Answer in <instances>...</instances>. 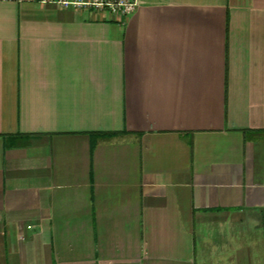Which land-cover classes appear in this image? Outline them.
Returning a JSON list of instances; mask_svg holds the SVG:
<instances>
[{"label": "crops", "instance_id": "0c3cea01", "mask_svg": "<svg viewBox=\"0 0 264 264\" xmlns=\"http://www.w3.org/2000/svg\"><path fill=\"white\" fill-rule=\"evenodd\" d=\"M65 1L0 0V264H230L264 227V0Z\"/></svg>", "mask_w": 264, "mask_h": 264}, {"label": "rangeland", "instance_id": "374dc122", "mask_svg": "<svg viewBox=\"0 0 264 264\" xmlns=\"http://www.w3.org/2000/svg\"><path fill=\"white\" fill-rule=\"evenodd\" d=\"M246 224L240 227H230L229 233V262L230 264H237V259L246 256V248L248 245L253 244L259 235L264 233V227H255L254 221L249 220ZM210 232L207 229L197 230V237L199 245L202 241L210 236ZM253 247V246H252ZM246 253V254H245ZM241 254V255H240Z\"/></svg>", "mask_w": 264, "mask_h": 264}, {"label": "built area", "instance_id": "2783aa9c", "mask_svg": "<svg viewBox=\"0 0 264 264\" xmlns=\"http://www.w3.org/2000/svg\"><path fill=\"white\" fill-rule=\"evenodd\" d=\"M64 6H72L75 9H90L95 8L98 10H107L112 15L118 17V19H124L131 15L137 9L136 2L130 1H117V2H109L105 0H93L91 2H63Z\"/></svg>", "mask_w": 264, "mask_h": 264}]
</instances>
